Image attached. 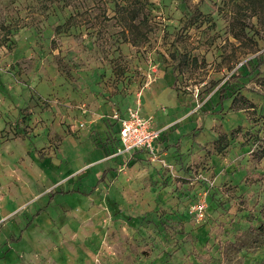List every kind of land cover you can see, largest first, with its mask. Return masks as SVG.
Returning <instances> with one entry per match:
<instances>
[{"label":"rangeland","instance_id":"374dc122","mask_svg":"<svg viewBox=\"0 0 264 264\" xmlns=\"http://www.w3.org/2000/svg\"><path fill=\"white\" fill-rule=\"evenodd\" d=\"M112 1L0 0V264H264V10Z\"/></svg>","mask_w":264,"mask_h":264},{"label":"built area","instance_id":"2783aa9c","mask_svg":"<svg viewBox=\"0 0 264 264\" xmlns=\"http://www.w3.org/2000/svg\"><path fill=\"white\" fill-rule=\"evenodd\" d=\"M109 119L117 126V140L121 151L130 153L143 150L149 156H155L152 142L157 139L160 131L150 127V119L142 117L136 106H128L121 111L113 110ZM197 209L200 212L201 206Z\"/></svg>","mask_w":264,"mask_h":264},{"label":"trees","instance_id":"16d2710c","mask_svg":"<svg viewBox=\"0 0 264 264\" xmlns=\"http://www.w3.org/2000/svg\"><path fill=\"white\" fill-rule=\"evenodd\" d=\"M147 0H114L112 1L111 8L114 13H117L119 15L128 14V18H122V20H126L127 24L126 26L135 27L136 25L133 23V21L136 19L137 15L141 13L143 8H145ZM106 2L102 3L101 7L102 9H106ZM254 5V8L256 10H264V0H251V6ZM259 8V9H258ZM70 20V17H68L64 22H68ZM222 95V94H220ZM219 97V96H218ZM223 97V96H222ZM221 97V98H222Z\"/></svg>","mask_w":264,"mask_h":264}]
</instances>
